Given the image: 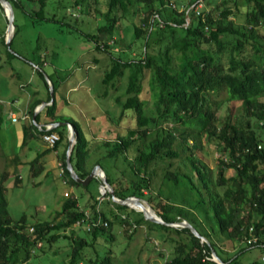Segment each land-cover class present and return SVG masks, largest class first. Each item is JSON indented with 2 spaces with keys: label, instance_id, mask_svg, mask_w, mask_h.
Instances as JSON below:
<instances>
[{
  "label": "trees",
  "instance_id": "obj_1",
  "mask_svg": "<svg viewBox=\"0 0 264 264\" xmlns=\"http://www.w3.org/2000/svg\"><path fill=\"white\" fill-rule=\"evenodd\" d=\"M10 2L13 7L24 8L20 0ZM194 2L195 0H189L186 7L177 9L170 6L169 0L73 1L79 6L81 4L86 11L93 7L96 14L103 16L105 21L98 25L97 32L110 38L121 17L128 18L137 14L138 21L132 22L135 34L144 39L140 58H115L102 77V81L108 83L122 73L123 67H133L127 86L128 95L122 100V113L130 109L131 117L135 119L134 124L127 133L118 134L113 141H105L108 150L104 157L113 159L114 166L119 159L125 161L126 165L117 173H112L104 168L99 159L96 163L103 168L116 196L125 198L137 195L145 198L165 221L185 218L207 237L209 242H202L187 226L156 222L166 230L178 234L177 237L168 236L175 242V253L168 264H219L206 257L210 255L211 249L216 251L225 264H229L245 248L264 246V39L256 38L253 28L246 30L236 25L229 18L232 9L228 5L219 9L217 14L206 8L192 7L188 10L190 20L187 22V9ZM37 3L38 8L25 11L39 19L57 20L55 16L45 14L47 0H37ZM246 3L250 6L245 11L246 21L251 26L264 24V0H246ZM17 31L15 24L13 36ZM12 40L13 37L11 43ZM110 45L108 41H96L98 48L108 49ZM6 51L8 56L16 54L8 46ZM43 61L44 59L41 60ZM38 66H41L40 62ZM145 69L153 72L159 91L155 113L151 115L145 113L144 101L140 97L143 75L138 76V73L143 70L145 72ZM42 71L44 72L43 69ZM46 83L48 84L47 80ZM51 86L54 94L53 80ZM221 90L227 92L228 99L240 101V106L234 118L228 116L219 123L216 112L219 102L213 100L212 95ZM50 100L51 92L46 101ZM117 100L121 98L118 97ZM37 103L28 107L31 117ZM47 105L36 112L35 120L25 123L26 133L34 127L41 134L45 127L40 128L37 124L57 121L39 119L41 111ZM54 106L53 99L49 103L51 112ZM168 116H171L176 125L183 126V129L175 133L158 123L159 119ZM68 121L76 132L71 162L78 175L85 177L91 170L86 166L90 150L79 125L72 120ZM153 127L156 129L154 137L144 147L137 145L136 153L128 158L126 150ZM51 130L59 134V140L54 148L47 146L46 151L56 149L66 137L65 148L61 153L64 176L71 184H81L71 176L66 165L67 126L58 125ZM201 133H205L207 138L218 139L220 154L217 157L214 186L221 190L216 193L210 190L206 165L195 155L196 144L188 142L189 137H196ZM44 153L45 151L38 152L29 161L32 174L38 172L34 166L36 162L41 163L40 168L43 167L41 157ZM228 168H233L234 173L228 175ZM158 171L161 183H166L169 187L165 194L166 200L162 197L161 185L155 194L144 192L145 188L150 187ZM7 175L6 170L0 172V264H21L32 255L45 252L42 245L51 247L59 237H68L64 230L83 218L85 209L88 208L94 215L96 213L97 199L80 206L78 197L71 195L62 201L60 209L51 220L31 221L26 213H22L13 221L4 195ZM92 179L93 177L90 181ZM20 180L21 177L16 175L15 182L19 183ZM179 195L181 200L187 201L186 206L177 204L181 203L176 200ZM104 196L117 208L128 206L113 201L108 192ZM190 198L194 201H190ZM190 209L202 214L204 221L195 214H188ZM100 213L108 220V225L100 224L90 230L84 226L86 231L92 233L93 239H96L98 233L109 229V218L101 209ZM114 216L122 222H127L129 218L128 212L125 217L117 212ZM58 217H61L59 222L56 220ZM141 219H144L143 214L136 221ZM251 224L254 226L253 232L258 236L256 243L245 242L246 246L238 247L235 255L217 250L214 235L227 232L233 240L243 242ZM71 239L69 264H79L83 259L86 260L83 248L91 242L83 236ZM38 242H41L39 246Z\"/></svg>",
  "mask_w": 264,
  "mask_h": 264
},
{
  "label": "rangeland",
  "instance_id": "obj_2",
  "mask_svg": "<svg viewBox=\"0 0 264 264\" xmlns=\"http://www.w3.org/2000/svg\"><path fill=\"white\" fill-rule=\"evenodd\" d=\"M20 1L25 9L20 6L13 7L14 22L18 29L9 48L16 52L13 56L7 55V45L3 40L7 18L0 4V172L6 170L8 173L4 182V195L10 215L13 221H16L22 213H26L31 221L51 220L60 209L62 201L66 197L75 195L79 199L80 206L97 199L99 208L110 220L109 229L98 233L96 239L92 238L91 232L85 230L84 224H73L64 230L68 237H59L51 247L42 245L45 252L32 255L21 264H69L71 238L78 236H83L91 242L83 248L86 260L83 259L79 264H168L175 253V242L168 236L177 237L178 234L166 230L160 224L145 217L136 221L143 214L137 208L129 205L117 208L105 196L99 201L101 181L98 176H94L88 186L64 181L58 166L61 154L56 160L53 149L46 151L47 145L34 127L28 129V133L25 132L26 119L21 118V112L12 103L13 99L17 98L13 95L22 94L24 85L31 94L46 101L51 87V82L46 83L47 72L55 85L53 94L55 106L51 112L48 103L41 111L39 119L74 121L79 125L90 150L86 166L91 169L99 159L106 170L117 173L119 169L125 167L126 162L119 159L114 166L113 159L105 158L104 155L108 150L105 141H113L118 134L127 133L129 127L134 124L135 119L131 117L130 109L122 113V100L128 95L127 86L133 67H123L122 73L108 83H104L102 77L115 58L129 60L142 56L144 39L136 36L132 23L138 21V15L121 17L111 37L115 40L114 43L108 49H103L96 47V41L103 43L111 38L103 33L98 34L97 27L105 21V18L96 14L93 7L86 11L81 4L80 6L74 4V0H47L45 14L55 16L57 20H46L31 16L25 11L38 8L37 0ZM169 2L175 3L176 8L179 9L189 0H169ZM225 5L231 7L232 13L229 18L236 25L246 30L253 28L256 38L264 39V24L251 26V23L246 21L245 11L250 7L246 0H204L198 8H207L217 14ZM73 12L78 14L73 15ZM88 33L95 35L91 36ZM45 50L48 51L45 56L49 61L48 65H43L39 56ZM94 57L98 58V61L92 66ZM26 58H31V62L34 60L40 62L41 68H34ZM54 70H56L55 74L59 75L57 79L52 73L55 72ZM142 75L143 88L140 97L144 101L145 113L151 115L155 113L158 86L150 69L138 73V76ZM77 77H85V80L77 84L74 90H67L69 86L76 84ZM118 97L121 100H117ZM212 98L219 102L216 108L219 123L228 116L234 118L239 111L240 101L228 99L225 90L212 95ZM11 110L18 116L17 121L10 118ZM158 123L175 133L183 129V126L174 123L171 116L159 119ZM155 127L144 137L138 138L136 143L126 150L128 158L136 153L137 145L144 147L154 137ZM67 134H69L68 128ZM188 142L196 144L195 155L206 165L211 192L220 191V188L214 186L217 157L220 154L218 139L207 138L205 133H201L196 137H189ZM62 143L65 148L66 137ZM42 151H45L41 157L43 167L40 168L41 163L36 162L34 166L38 172L32 174L29 161ZM174 162L176 163V160ZM226 173L233 174L234 169L228 168ZM16 175L21 177L19 183L15 182ZM160 185L163 190L162 197L166 200L165 194L169 187L168 184L161 183L160 171L144 192L155 194ZM65 191L69 194L65 195ZM176 200L181 202L177 203L179 205L188 204L186 200H181L180 195ZM190 201L194 199L190 198ZM115 212L119 215L128 212V221L122 222L116 218ZM189 212L187 211L188 214H195L202 222L204 221L202 214L191 209ZM131 219L137 224L132 232L129 230ZM56 220L59 222L61 217ZM214 236L217 241L216 248L220 253L235 255L238 247L246 246L244 241L239 242L230 238L227 232H219ZM262 256H264V246L253 245L238 252L237 257L229 264H264Z\"/></svg>",
  "mask_w": 264,
  "mask_h": 264
},
{
  "label": "water",
  "instance_id": "obj_3",
  "mask_svg": "<svg viewBox=\"0 0 264 264\" xmlns=\"http://www.w3.org/2000/svg\"><path fill=\"white\" fill-rule=\"evenodd\" d=\"M0 4L3 6L6 18H7V27L5 32V43L10 48L11 39L14 34L15 30V22H14V9L10 2V0H0ZM188 13V11H187ZM46 78L47 75L45 74ZM51 92V100L53 99V88L50 87ZM50 101H43L39 105L38 108L35 109L33 114V119L35 120V114L36 112L41 109L44 105L48 104ZM52 127L63 125L65 124L69 130L68 134V146L66 150V165L68 170L70 171L71 176L77 181L80 182L83 185H86L90 179L94 176H98L100 178V190L101 193L108 192L110 194V197L113 201L118 202L120 204H127L131 207L137 208L138 210L143 212V215L146 219L165 223L167 225L171 226H187L190 228V230L193 232L194 235L200 238V240L203 242H209L207 237H205L203 234H201L198 229L187 219H179L177 221H165L157 212L150 206V203L137 195H129L125 198H120L115 195L113 187L109 184L105 172L100 164H95L90 172L85 177H80L76 170L73 167V164L71 162V151L73 148L74 143L76 142V132L74 126L71 124V122L66 120H60V121H51L49 122ZM146 200V201H145ZM211 252L213 253L214 257L213 260L216 261L219 264H225L226 262L222 260V258L216 253L214 249H211Z\"/></svg>",
  "mask_w": 264,
  "mask_h": 264
},
{
  "label": "built area",
  "instance_id": "obj_4",
  "mask_svg": "<svg viewBox=\"0 0 264 264\" xmlns=\"http://www.w3.org/2000/svg\"><path fill=\"white\" fill-rule=\"evenodd\" d=\"M203 1L204 0H195V2L192 4V6L191 5L189 6L187 11L190 8H192V7H194L195 9H200V8H198V6L202 5ZM186 5L187 4L183 5L182 8L186 7ZM170 6L176 8V4L175 3H171ZM182 8H179V9H182ZM77 14H78V12H73V15H77ZM185 18H186L187 22L190 20L189 14L187 12H186ZM108 43H110V44L114 43V39L113 38L109 39ZM16 102H17V98H14L12 103L15 104ZM9 116H10V118L13 121H17L19 119L18 116L15 114V112L12 111V110L9 112ZM21 118L26 119L28 121H33V119L31 118V116L29 115V113L27 111H23L21 113ZM42 126L45 127V131L41 132V134H40L41 139L44 141V143L48 147L54 148L55 144L59 140V134L56 131L51 130L52 126H51V124L49 122L45 123L44 125H38V127H40V128ZM58 166H59L61 174L64 176V166H63L61 161H58ZM64 181H67L65 176H64ZM68 194H69V192L65 191V195H68ZM103 198H104V194L101 193L98 196V200L101 201ZM98 204L96 205V208H95V210H96L95 215L90 213L89 209H85L84 217L79 219V220H77L74 224L75 225L84 224L85 228L88 229V230H90L92 227L100 225V224L108 225V220L104 219L102 217ZM125 215H126L125 213L121 214L122 217H125ZM136 226H137V224L132 220V223H131V226H130L129 230L132 231V229L134 227H136ZM31 229H32V227H31ZM253 231H254V226L251 224V225L248 226V234L244 235V238H243V241L246 242L247 244H254L258 240V236ZM40 244H41V242H38L37 245L39 246ZM206 257L213 260L214 255H213L212 252H210V255L206 256ZM262 258L264 259V256H262Z\"/></svg>",
  "mask_w": 264,
  "mask_h": 264
},
{
  "label": "crops",
  "instance_id": "obj_5",
  "mask_svg": "<svg viewBox=\"0 0 264 264\" xmlns=\"http://www.w3.org/2000/svg\"><path fill=\"white\" fill-rule=\"evenodd\" d=\"M47 50H45L44 52H42V53H40V60H42V59H44V61L42 62V64L43 65H48L49 63V61H47V59H46V54H47ZM27 60H29L30 62H31V58H26ZM98 61V58H95L94 57V59L92 60V66H94L95 64H96V62ZM38 61H32L31 62V64H32V66L34 67V68H37V69H40V67L38 66ZM55 72H53L52 71V73H54L53 75H56L55 73H56V70H54ZM46 72V71H45ZM46 75H47V81L48 82H51V78L49 77V74H47V72L45 73ZM56 77V79L57 78H59V75H56L55 76ZM85 80V77H77V79H76V84L75 85H72V86H69L68 88H67V90H74L75 88H76V86H77V84H79V83H82L83 81ZM21 85H24V84H21ZM20 85V86H21ZM25 86V85H24ZM24 86H22L23 88H22V94H19V93H15L14 95H13V97H17V102L14 104L18 109H19V111L22 113L23 111H27L28 112V107L32 104V103H34V102H38L37 104H36V106H35V109L36 108H38L39 107V105L41 104V102H43L44 101V99L42 98V97H39V96H36V95H33V94H31V92H29V91H27V89L26 88H24ZM27 92L25 95H24V93L25 92ZM53 100V99H52ZM52 100H50V102L49 103H51L52 102ZM34 109V110H35ZM29 113V112H28ZM16 114V113H15ZM30 115V114H29ZM31 116V115H30ZM32 119H33V117H31ZM25 121V123H28V120H24ZM66 121H68V120H66ZM37 125H42V123L41 124H37ZM54 150V152H55V154H56V160H57V157L58 156H60V154L63 152V150H64V146H63V143L62 142H60V144L57 146V148L56 149H53ZM88 168V167H87Z\"/></svg>",
  "mask_w": 264,
  "mask_h": 264
}]
</instances>
